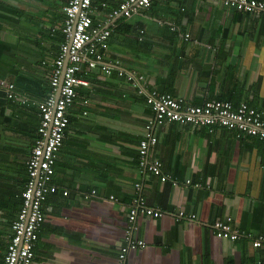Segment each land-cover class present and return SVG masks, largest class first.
Wrapping results in <instances>:
<instances>
[{
  "label": "crops",
  "instance_id": "1",
  "mask_svg": "<svg viewBox=\"0 0 264 264\" xmlns=\"http://www.w3.org/2000/svg\"><path fill=\"white\" fill-rule=\"evenodd\" d=\"M121 1L92 0L93 19L111 28L105 62L135 76L136 84L83 62L85 83L76 85L67 111L52 176L57 191L42 204L33 264H257L264 246H252L250 238L264 236V139L165 122L155 127L150 155L170 176L166 181L139 170L137 145L152 115L143 94L152 89L193 105L244 101L264 111V15L212 0H153L129 18L108 21ZM66 2L0 0V78L21 97L9 99L0 89V264L21 205L26 159L38 136L37 104L49 91ZM134 182L163 214H138L132 236L143 244L121 261ZM179 208L195 219H178ZM225 216L245 235L217 237L211 225Z\"/></svg>",
  "mask_w": 264,
  "mask_h": 264
},
{
  "label": "built area",
  "instance_id": "2",
  "mask_svg": "<svg viewBox=\"0 0 264 264\" xmlns=\"http://www.w3.org/2000/svg\"><path fill=\"white\" fill-rule=\"evenodd\" d=\"M152 1L122 0L107 13V20L111 21L115 16L129 18L140 9L149 7ZM212 1L233 7L241 12L257 11L264 15V0ZM63 14L61 32L65 39L61 42L58 55L51 64L49 91L37 104L39 110L38 136L26 159L27 180L21 191V205L17 217L11 224L12 234L3 257V264H33L37 230L44 218L42 203L48 194L57 191L52 176L64 130L68 123L67 111L76 96V85L85 83L79 77L83 62L89 68L98 67L106 74L113 69L105 62L111 28L94 21L92 0H67L63 6ZM113 64L116 65L117 61ZM115 70L119 76H124L128 81L136 84L135 76L120 68ZM0 89L5 92L7 98L21 100L13 83L0 78ZM139 92L143 93L142 90ZM143 95L152 115L146 121L144 135L138 141L137 165L140 171L148 170L161 181L169 180L170 176L162 173L161 162L158 158L151 157L150 149L157 141L154 133L155 127L165 122L173 121L195 127L204 126L208 129L222 126L244 136L264 139V111L250 106L247 102L242 101L234 105L229 100L208 99L201 104L193 105L184 102L181 97L155 89L145 91ZM189 182L186 180V183ZM194 185L201 186L199 183ZM134 188L135 194L127 212L124 243L120 246L118 255L121 261L130 249L143 244L141 239L132 236L137 229L138 214L154 218L163 214L162 209L146 203L140 193V182H134ZM67 193L66 189L62 190L63 195ZM94 193L95 190H91V194ZM84 196L87 197V195ZM109 199L116 200L112 195ZM175 216L178 219H195L194 213H185L182 208L177 210ZM211 227L219 238L234 240L245 235L233 224L230 216L214 220ZM246 236L250 237V234ZM250 242L254 247H262L264 236L251 237ZM257 264H264V258L258 260Z\"/></svg>",
  "mask_w": 264,
  "mask_h": 264
},
{
  "label": "trees",
  "instance_id": "3",
  "mask_svg": "<svg viewBox=\"0 0 264 264\" xmlns=\"http://www.w3.org/2000/svg\"><path fill=\"white\" fill-rule=\"evenodd\" d=\"M60 33H61V38H60V40H61V42H63L64 41V39H65V37H64V34L60 31ZM114 69V68H113ZM115 70V69H114ZM47 95V94H46ZM44 99V98H43ZM261 110V109H260Z\"/></svg>",
  "mask_w": 264,
  "mask_h": 264
},
{
  "label": "water",
  "instance_id": "4",
  "mask_svg": "<svg viewBox=\"0 0 264 264\" xmlns=\"http://www.w3.org/2000/svg\"><path fill=\"white\" fill-rule=\"evenodd\" d=\"M65 65H66V62H65V64H64V66H65ZM58 91H59V89L57 90V94H58ZM57 94H56V95H57Z\"/></svg>",
  "mask_w": 264,
  "mask_h": 264
},
{
  "label": "bare ground",
  "instance_id": "5",
  "mask_svg": "<svg viewBox=\"0 0 264 264\" xmlns=\"http://www.w3.org/2000/svg\"><path fill=\"white\" fill-rule=\"evenodd\" d=\"M43 204V203H42Z\"/></svg>",
  "mask_w": 264,
  "mask_h": 264
}]
</instances>
